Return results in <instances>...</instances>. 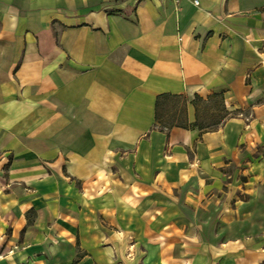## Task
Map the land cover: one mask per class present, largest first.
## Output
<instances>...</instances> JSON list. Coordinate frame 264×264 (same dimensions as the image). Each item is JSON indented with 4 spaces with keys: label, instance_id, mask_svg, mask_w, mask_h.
Listing matches in <instances>:
<instances>
[{
    "label": "crops",
    "instance_id": "crops-1",
    "mask_svg": "<svg viewBox=\"0 0 264 264\" xmlns=\"http://www.w3.org/2000/svg\"><path fill=\"white\" fill-rule=\"evenodd\" d=\"M164 94L220 99L236 118L167 136L153 131ZM199 119L188 103L189 126ZM262 142L264 0H184L178 11L160 0H0L6 264H74L78 253V264H140L142 242L157 244L161 264H219L190 228H231L235 215L216 219L219 206L200 202L239 148ZM47 179L59 189L48 204Z\"/></svg>",
    "mask_w": 264,
    "mask_h": 264
},
{
    "label": "rangeland",
    "instance_id": "rangeland-1",
    "mask_svg": "<svg viewBox=\"0 0 264 264\" xmlns=\"http://www.w3.org/2000/svg\"><path fill=\"white\" fill-rule=\"evenodd\" d=\"M188 103L196 104L197 115L200 118L198 125L205 133L217 131L224 122L236 118L235 115L230 116L225 111L220 99L210 98L208 101H194V98L184 99V101L166 100L160 108V124L163 126H158V129H162L164 126L186 125ZM221 171L224 175L222 186L213 190L212 194L206 193L200 203H210V206L216 208L219 206L221 216L215 215L216 219L224 218L225 215L231 213L232 217L235 215L236 222L232 223L231 228L222 224L219 228L207 226L205 231L191 227V239L196 240L197 230L204 234L205 242L200 241L197 251L199 254L211 257V262L216 260L219 261V264H264V142L254 143L250 147L243 145L239 148L237 157L232 161H226L222 165ZM46 182L48 204L55 202L54 198L59 189L57 184L49 182L48 179ZM68 190H65L66 195L62 193V198L68 197ZM182 197L179 190L169 191L171 201H182ZM188 201L192 202L189 198ZM49 213L50 211L46 212V214ZM26 217L28 224H31L37 219V213L30 210ZM46 218L47 216H43L44 220ZM44 229L45 234H49L51 231L50 227L47 228L46 225L43 226L42 230ZM131 229L133 228L130 227ZM157 229H159V234L162 227L159 226ZM218 231L221 234L220 237L215 236V232L218 233ZM142 238L140 236V242L143 241ZM156 245V243L142 242V248L140 247L138 250V253L142 251L140 264H161L162 255H160V250L156 249ZM158 246L161 248L159 244ZM10 255L11 253L6 252L4 238L0 239V264L9 262ZM81 258L78 253L74 264H78ZM186 261L188 264H194L195 260L190 257L188 260L185 259L183 264H187ZM204 261L205 264H208V260ZM41 264H55L54 258L52 255L51 257L46 255L42 258Z\"/></svg>",
    "mask_w": 264,
    "mask_h": 264
},
{
    "label": "trees",
    "instance_id": "trees-1",
    "mask_svg": "<svg viewBox=\"0 0 264 264\" xmlns=\"http://www.w3.org/2000/svg\"><path fill=\"white\" fill-rule=\"evenodd\" d=\"M166 100H182L184 101V98L182 97H177V96H172V95H169V94H164V95H161L157 98V101H156V114H155V120H156V123H155V126L153 128V131H157V132H160V133H163V134H166L167 136L169 135V133L175 129V128H178V129H183V130H190V129H198L201 133V135L204 132L203 129H201L198 125V122L192 126H189V124L186 122V125H177V126H164L162 129H158V126H163L160 124L161 122V117H160V108H161V105L164 101ZM194 101H202V99L199 97V96H195L194 97ZM222 101V100H221ZM223 102V101H222ZM196 108V104H193Z\"/></svg>",
    "mask_w": 264,
    "mask_h": 264
},
{
    "label": "built area",
    "instance_id": "built-area-1",
    "mask_svg": "<svg viewBox=\"0 0 264 264\" xmlns=\"http://www.w3.org/2000/svg\"><path fill=\"white\" fill-rule=\"evenodd\" d=\"M162 3H170L176 11L180 8L182 2L184 0H160ZM195 6H198L199 3L197 1L194 2Z\"/></svg>",
    "mask_w": 264,
    "mask_h": 264
}]
</instances>
